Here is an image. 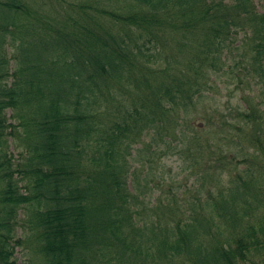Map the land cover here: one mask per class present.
<instances>
[{
    "label": "trees",
    "instance_id": "1",
    "mask_svg": "<svg viewBox=\"0 0 264 264\" xmlns=\"http://www.w3.org/2000/svg\"><path fill=\"white\" fill-rule=\"evenodd\" d=\"M122 1L125 8L117 10ZM28 6L24 0H0V116L12 107L15 132L21 126L22 139L29 138L22 152L26 164L15 162L7 143L0 145L5 182L0 264H17L11 240L14 213L21 206L31 212L27 224L44 264H112L113 256L144 264L146 258H152L151 264H264V174L250 163L264 159V101L256 105L242 99L246 107L231 106L226 135L214 132L211 111L196 113L200 124L210 127L209 135L227 136L230 146H240L236 153L230 150L229 159L224 150V156H217L220 176L230 173L229 188L219 186L218 176L209 214L196 204L164 198L152 207L156 218L150 221L147 192L128 187L129 158L139 161L135 180L148 185L149 162L164 153L166 142L204 163L201 178L214 172L203 139L185 126L207 90L205 83L211 87L209 67H217L226 49L234 60L230 68L245 75L251 91L264 86V11L255 1L84 0V33L56 26L51 39L39 35L41 50L35 56L33 39L25 42L23 24L14 18L28 13ZM111 24H119V31ZM153 24L162 37L169 33L188 62L201 64L194 62L197 67L188 70L164 68L158 71L161 76L149 66L156 63L153 54L137 60L141 45L157 50ZM8 40L17 50L14 69ZM138 70L140 75L133 77ZM114 84L123 95L112 96L110 89V108L106 90ZM229 126L237 138L249 136L248 144L234 141ZM230 163L235 164L233 174ZM24 179L27 192L19 185Z\"/></svg>",
    "mask_w": 264,
    "mask_h": 264
},
{
    "label": "rangeland",
    "instance_id": "2",
    "mask_svg": "<svg viewBox=\"0 0 264 264\" xmlns=\"http://www.w3.org/2000/svg\"><path fill=\"white\" fill-rule=\"evenodd\" d=\"M25 1L31 7L32 12L25 15V17L22 19L25 25L23 37L26 43H29L30 40L34 38V47L36 48V54L38 50H41V47L39 45V37L37 35L43 34L46 38L51 39L53 36L57 35V33H55L56 26L72 29V32L76 29L75 34L79 36L84 33V0ZM254 1L259 11H264V0ZM124 5L125 3L122 1L116 3L115 7L117 8V10H122L123 8H125ZM105 18H108V16L102 19L103 22L107 24ZM155 25L156 24L150 26L153 30V33L151 35L154 39H157L156 32L158 29L154 27ZM111 26H115L119 31V24H111ZM157 35L159 36V40L157 41V50H148V46L146 44H143L140 46V48L137 49L136 53L137 60L140 61L148 60L150 55L153 54L152 58L155 60L156 63L150 64L149 66L152 68L154 67V70H157L155 74L162 76V73L158 71L172 66L188 70L191 65L197 67L196 64H201L199 61L188 62L187 57L183 56L184 53H181V51L177 47L178 45L176 44V42L171 40V36L169 35V33L167 34V38L162 37L160 32H157ZM241 36L242 34L240 33L236 34L233 39L237 42L238 40H240ZM71 39L72 36L70 37V40ZM137 39L139 40V36ZM147 40L148 36L144 33L142 36V41L147 42ZM10 45L11 46L9 47V54L12 56L14 53H16L17 50L15 47L12 46L11 43ZM42 46H45V42H43ZM72 46L75 45L72 44ZM198 49L200 48L198 47ZM15 65L16 63L13 60L12 66ZM232 66L234 67L233 56L231 55L230 50L228 51L226 49L223 53V60H220V62L217 64V67H209V69H211V77H213L212 81H210L211 87L208 85V83H205L207 90H205L204 95L198 100L194 111L191 113V120H187V126H185L187 130H189V128L195 129L200 135V137L203 139L201 145L204 146L207 160H210V166L209 164L208 166L214 172L208 173L205 178H201V175L203 176L202 173L204 172V163H196V161L193 159L194 157L191 155H183L182 153L179 154L174 149L172 142H166L162 144L164 147V153H158L157 155L152 157L151 161L149 162L150 165L148 168V172L150 173L149 178H151L152 180L148 185H146L145 182L140 183L139 181L134 180V177L131 174L129 175V187L131 188V190L134 191L135 188H137L144 192H147L146 201L148 211L146 213L148 214L150 221L152 218H156L152 207L156 205L158 206L164 198H169L173 200L174 197L176 202L181 205L184 204V201L187 202V204L189 205L196 204V208H198V210H202L203 207L205 209L206 214H209V210H212L213 208L212 203L208 202V200L214 199L213 196L218 193V186H216L217 177L219 176V186L223 187L224 189L229 188L228 180H230V173L225 171V173L223 172V176L221 177V170L216 167L217 164L215 161H217V156H224L223 150L227 156V158L225 159H229L228 153L230 152V150H233L236 153L238 150H240V146L237 142L235 145L232 144L230 146V140L227 136H222L221 139L217 135H209L208 130L210 127L208 128V126L204 123L200 124V118L195 116L196 113H199V115H203L208 109L212 112V115H215V124L213 127L214 132L219 133V131H222L226 135V119L230 116L232 105H242L245 107L246 103L242 102V97L247 94L251 96L245 99L251 100L252 104H256L258 103V101H264V86L260 87L258 85L256 87V91H251L252 84L248 82L245 75L239 73V71L237 72L232 70L230 68ZM140 72L141 71L138 70L133 75V77L135 75L139 76ZM203 75L204 74L201 72L198 75V78L202 77ZM240 78H242V81L240 80ZM119 88L120 86L118 87V84L109 85L106 90V95L109 96V90L111 89L110 91L112 92V96L119 95V98L121 99L123 94L118 91ZM130 89L134 93H137V91L131 86ZM126 94L129 95V92H127ZM113 99L118 102L116 97H114ZM125 103L127 102L125 101ZM106 104L110 108L113 106V100L111 96H109V98L107 99ZM228 131L230 134L233 133L232 139L235 141V138H237V136L235 135L234 130L229 126ZM151 136H154V133H151ZM155 137L157 139H160V135L158 133L155 134ZM211 137L217 139L220 144L216 145L213 143V146L209 145L208 139ZM237 139H241V141H244L246 144H248L249 136L239 137ZM28 140L29 138L26 137L25 139H21L20 142H23V144L21 145H19L18 143L16 144L9 142V147L15 156L16 163L21 162L23 164H26V158H24L23 156L25 153L22 154V152H24L23 150H25ZM210 156H212V158ZM250 163L252 166L258 164L257 171H260L262 172V174H264V159ZM234 165V163H230L227 165L228 170L231 171L232 174L233 172H235V167H233ZM136 167L137 163L133 162V170ZM262 177L264 179V176ZM25 184L26 179L21 180L19 185L21 186ZM4 186L5 182L0 180V197L4 191ZM30 191L33 192L32 187L30 188ZM210 194H212V196ZM1 208L2 207L0 204V211ZM166 211L167 209H164L163 212L159 213V215L164 216ZM20 213L21 215H19V217L21 219L20 221L22 226L16 227L15 232L16 235H23L26 242L24 246L15 248L14 256L17 259V263L44 264L41 255L37 251V244L35 239L33 238L34 236L32 235V233H30V226H28L27 224V221L29 222L31 219V212L29 211L27 213V209L23 207L20 210ZM118 258L119 257L117 256H113L112 264H144L142 261H136L135 258ZM146 259L147 263L151 264L152 258Z\"/></svg>",
    "mask_w": 264,
    "mask_h": 264
},
{
    "label": "bare ground",
    "instance_id": "3",
    "mask_svg": "<svg viewBox=\"0 0 264 264\" xmlns=\"http://www.w3.org/2000/svg\"><path fill=\"white\" fill-rule=\"evenodd\" d=\"M134 153H136V151H134ZM3 175H0V180L3 181Z\"/></svg>",
    "mask_w": 264,
    "mask_h": 264
}]
</instances>
